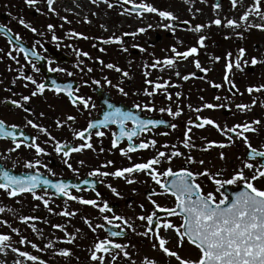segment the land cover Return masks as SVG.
<instances>
[{
  "label": "flooded vegetation",
  "instance_id": "flooded-vegetation-1",
  "mask_svg": "<svg viewBox=\"0 0 264 264\" xmlns=\"http://www.w3.org/2000/svg\"><path fill=\"white\" fill-rule=\"evenodd\" d=\"M42 4H39L41 10L36 7L30 9L27 2L26 10L23 5L2 4L6 11L0 12V29L15 38V42L5 33H0V120L9 130H12L10 126H16L17 139L13 142L11 137H0V171L17 177L39 174L51 184L68 185V194L57 192L51 185L41 184L35 190L41 197L38 200L30 192L10 196L0 189V199L15 198L25 202V214L19 215V221L13 224L4 219L7 223L2 229L13 227L16 230L14 234L32 233L31 242L23 244H35L41 249L53 247L61 253L67 252L70 257L74 253L81 258L86 257L78 264H145L146 260L154 264H179L159 248L154 233L165 237L168 241L165 246L182 258L198 259L200 253L195 246L185 240L178 247V238L173 230L156 228L157 220L161 225L164 222L179 225L181 217L168 216L152 203L155 201L161 208L175 206V197L164 194L152 179L151 169L134 170L121 177L112 173L157 158L160 162L152 166L157 173L169 168L174 173L186 169L194 174V182L200 186L202 194L211 192L217 201L221 194L224 195V189L237 190L243 186L238 182L221 187L215 181L231 179L237 172H243L250 179L264 164V158L249 155L250 148L245 143L247 137L252 148L264 151V76L256 74L264 72V66L256 68L252 64H243L232 55L223 62L222 56L203 55L200 51L185 58L176 53L186 50L175 49L173 52L172 49L166 54L146 49L142 44V50L115 54L99 49L102 46L85 35L69 33L50 22V18L40 17V13H45ZM45 10L49 11L46 4ZM159 42H162L161 38ZM21 46L27 50V58L20 50ZM259 49H264V42L256 51ZM166 59L173 60L171 66L164 63ZM196 62L200 68L196 67ZM108 64H113L114 68L109 69L106 67ZM229 64L231 68L227 67ZM28 76L45 85L42 93L32 96L36 86L27 80ZM185 76L188 78L184 79ZM254 76L262 79L256 87L248 81ZM53 82L62 86L59 93L55 91ZM65 85L71 88L64 89ZM249 88L253 91L249 92ZM68 91L72 92L71 99ZM23 96H28L29 100L24 102ZM77 97L86 101L87 107ZM12 101H17L22 107H17ZM109 104L140 119L162 123L147 125L145 130L137 131L131 141L126 135L120 137L113 147V139L120 136L117 124L88 129L90 122L104 119V113L110 111ZM207 104L214 107L207 108ZM241 104L246 107L239 109L237 105ZM68 117L74 119L69 120ZM204 118L219 125V130L213 125L199 127ZM29 120L38 127L29 125ZM246 123L252 131L243 132L242 127L236 128L235 132L226 131ZM134 127L131 120L125 121L126 131H132ZM40 128L45 131L41 132ZM85 129L83 140L75 136L76 132ZM97 131L104 135L97 136ZM185 132L188 133L189 147L184 146ZM241 132L243 135H238ZM141 142L149 146L140 149L138 145ZM16 143L20 144L19 148ZM33 143L43 152L37 154L31 147ZM85 143L91 144V148L84 147L78 152L70 151L68 156L63 155L67 150L64 145L80 147ZM57 144L61 146L60 152L56 151ZM220 144L225 146L221 148ZM130 148L133 150L129 151ZM174 151L181 155L172 156ZM160 152L165 155L160 157ZM28 163H33L34 167H27ZM248 163L253 168L244 166ZM205 171L208 175L202 174ZM94 172H107L109 175H90ZM159 178L162 182L173 179L163 175ZM252 183L264 189V177H258ZM81 200H94L96 205L84 204ZM104 205L110 211L101 212L99 209ZM153 212L156 215L152 231H149L147 220L140 217ZM125 220L128 224L124 223ZM114 231L121 232V235L112 236L110 233ZM103 240L123 247L116 249L110 244L109 252H96L102 260H93L94 245ZM67 255H62V258Z\"/></svg>",
  "mask_w": 264,
  "mask_h": 264
},
{
  "label": "snow or ice",
  "instance_id": "snow-or-ice-1",
  "mask_svg": "<svg viewBox=\"0 0 264 264\" xmlns=\"http://www.w3.org/2000/svg\"><path fill=\"white\" fill-rule=\"evenodd\" d=\"M54 0H48L49 8L53 4ZM107 2V0H106ZM124 3H130V0H123ZM27 3L34 4L35 0H27ZM233 6H235L236 0H232ZM112 5L109 4V7ZM219 5H217L218 7ZM135 8L142 9L143 11L157 13L162 18H166L169 20L175 19L172 13L168 11H158L155 7L150 4H139L134 5ZM256 11L259 14V6L257 0ZM248 13H245L241 19L246 20ZM22 24L24 23L22 20L20 21ZM217 25L221 23L219 19L214 21ZM228 25L230 26H238L235 21L228 20ZM258 27H264L261 25H257ZM27 27V25H25ZM51 25H49V29H51ZM201 29L200 25H196L194 30L199 32ZM2 30V29H0ZM35 31V29H33ZM140 31H144V29H140ZM86 38V37H85ZM18 39V37H17ZM204 37H200L199 43L203 45ZM110 42V41H106ZM116 42H119V38H116ZM21 51L25 53V57L27 58V50L22 46L20 48ZM103 50V49H102ZM173 52H175V48H173ZM196 47H192L183 53H176L177 56L187 57L190 54L196 53ZM244 49H240V55H243ZM33 56L36 54L33 52ZM87 55V53H84ZM39 57H37L38 59ZM159 63V61L157 62ZM165 64L171 66L173 60L166 59L164 61ZM252 64H256L257 61L255 58L251 61ZM239 63L236 64V67L239 68ZM109 69H113V64L106 65ZM196 67L200 68L199 62H196ZM228 68H231L232 65H227ZM52 70V69H50ZM116 71H120L119 68L115 69ZM204 70V69H202ZM91 71V69H89ZM127 75V73H124ZM177 75H179L177 73ZM27 80L31 81L36 86V90L32 92V96L37 95L38 93H42L44 91L45 85L42 83H37L31 76L26 77ZM188 77L185 76L184 79ZM227 79V78H226ZM55 85V91L59 93L62 90L61 85ZM160 85H157L159 87ZM215 87H219V85H215ZM234 87V85H233ZM64 89H70V85L63 86ZM259 89H257L258 91ZM122 91V90H121ZM249 92L253 91L252 88L248 89ZM68 96L72 98V92L68 91ZM77 100H80L84 103V106L87 107V102L83 101L82 98L77 97ZM219 99V97H217ZM22 100L27 102L29 100L28 96H23ZM76 101L74 100L73 103ZM17 107H22L17 101H12ZM137 107H140L137 105ZM207 108H213L212 104L205 105ZM239 109H244L245 105H237ZM110 111L104 113V119L100 121H96L94 123L88 124V129L98 128L101 125L107 126L108 124H117L120 129V136L113 139V147L116 146L117 140L120 137L127 136L129 141L132 140V137L137 134V131L145 130L147 125H153L162 123V121H154L151 119L143 120L139 117L135 116L131 112H124L120 108H113L111 104L108 105ZM151 110V109H149ZM163 111V109H161ZM69 120L74 119L73 117H68ZM131 120L134 124V129L132 131H126L125 129V121ZM29 125L32 127H38L31 120L27 121ZM258 123V122H257ZM204 125H213L217 127L219 130V125H215L214 121L211 119L204 118L202 123L198 125L199 127H203ZM12 130H9L5 126V122L0 120V137H11L13 142L16 141V132L15 125L10 126ZM171 127H175V125H171ZM243 128V132L252 131L253 129L249 124L244 125H236L233 128L226 129L227 132H235L236 128ZM41 132L45 131L43 128L39 129ZM84 131L76 132L75 136L80 139L85 138ZM243 132L238 133V135H243ZM97 136L104 135L103 132L97 131L95 133ZM23 135V133H21ZM185 147H189L187 142L188 133L185 132ZM151 144H155V141H151ZM245 143L248 144L250 148L249 155L258 156L264 158V151H257L256 148H252L249 144L247 137H245ZM149 146L148 143L141 142L138 147L140 149L147 148ZM211 146V145H209ZM225 145L220 144L219 147H224ZM16 147L19 148L20 144L16 143ZM31 147L35 148L37 154L43 152V149L38 145L33 143ZM88 147L91 148V144H82L80 147H69L64 145L65 150L63 152L64 156H68L69 152H78L81 148ZM133 150L132 148L129 151ZM56 151H61V146L57 144ZM123 154V152H122ZM160 157H163L165 153L160 152L158 154ZM172 156H179L181 153L174 151L171 153ZM221 158H223V154L221 153ZM189 162H191V157L188 158ZM160 161L157 158L149 159L146 163H137L133 167L123 168L122 170H117L112 173V175L121 177L124 176L125 173H131L134 170H150V175L152 179L160 185V187L164 190V194H170L175 197V206L173 208H161L159 205L155 204V201L152 203L155 205L157 209L160 211L166 212L168 216H180L181 223L179 225H174L171 222H164L162 225L159 220L155 221V226L157 229L163 227L164 230H173L178 238L177 246H182L185 240L191 245L195 246L199 250V258L196 260L184 259L182 258L176 251H172L167 248L165 245L167 244V239L165 237H161L158 233H154L156 239L159 241V248L163 250V252L169 256L174 257L179 264H264V189L257 188L254 186L252 181H255L258 177H264V164H262L256 170V174H254L250 179L245 177L243 172H237L232 176L231 179L227 180H219L217 179L215 183L220 185L221 187L224 184L232 185L237 184L238 182L243 183V191L236 192L231 200L229 201L228 197L221 194V199L218 201L214 197L213 193L209 192L207 194H202L201 188L198 184L194 182V174L186 169L181 170L180 172H172L169 168L163 173H157L152 166L158 164ZM39 164V161L35 162ZM111 163V162H109ZM200 163H203L201 161ZM247 168H253V165L248 163L244 165ZM27 167H34L33 163H28ZM109 175V173H99L94 172L90 173V175ZM203 175H208V172L205 171L202 173ZM163 175L165 177L171 176V179L168 182H162L160 180V176ZM131 182V181H129ZM87 183V181H86ZM51 185L56 189L57 192L63 193L67 195L68 185L64 183H56L51 184V181L47 179H42L39 174L31 175L27 177H17L10 175L7 171H0V189H4L8 192L10 196H15L18 193L30 192L33 195L34 199H41L40 196L36 195L35 190L41 185ZM155 194V193H153ZM71 199H77L76 197H70ZM150 198V197H149ZM151 199V198H150ZM45 206H47V200L44 201ZM81 203L90 204L95 206L96 201L94 200H81ZM101 212L110 211L107 205L101 207L99 209ZM4 209L0 208V212H3ZM67 215L68 213H62ZM156 215L153 212L151 215L146 217H140L142 220H147V224L149 226V231H152V225L154 223V216ZM29 219V218H24ZM108 223H111V220L108 217L104 218ZM116 220H121V217H114ZM87 222V221H86ZM125 224L128 222L125 220ZM91 226V225H90ZM131 227V225H128ZM53 227H59V225H54ZM114 227L119 228L120 225H114ZM13 231H16L13 229ZM112 236H119L121 232H111ZM147 234V233H145ZM10 237L7 235H0V251L6 245V242L9 241ZM20 243H24L22 239ZM111 244V241L103 240L94 245L95 251L92 254V259H101L102 257H97L96 252H109L108 245ZM34 248L35 244L32 245ZM111 247L116 249H121L123 246L121 244H111ZM13 251H17L13 249ZM62 255H67V252H62ZM20 256L26 257L28 260L35 261L37 258L35 256H31L26 252H19ZM127 255V253H125ZM115 259V257H113ZM145 264H154L152 261H145Z\"/></svg>",
  "mask_w": 264,
  "mask_h": 264
},
{
  "label": "rangeland",
  "instance_id": "rangeland-1",
  "mask_svg": "<svg viewBox=\"0 0 264 264\" xmlns=\"http://www.w3.org/2000/svg\"><path fill=\"white\" fill-rule=\"evenodd\" d=\"M46 1L35 0L34 4H30V9L36 7L41 10L39 4L43 3L42 10L45 13H40V17L50 18V22L58 24L64 31L85 35L96 45L102 46L99 48L101 50L130 54L135 50H142V44L146 49L166 53L174 46L176 50L186 51L196 47L200 49L197 50L200 54L216 55L217 58L222 56L223 62L232 55L243 64H252L251 61L255 58L257 63L252 66H264V49L254 51L255 45L264 42V27L257 26H264V0H258L259 14L256 11L257 0H236L235 6L232 0H224L218 7L215 6L216 0H130L127 4L123 0H58L55 2L57 6L51 7L49 11L45 10ZM26 2L27 0H0V12L6 11L2 9V4L7 3H14L16 7L23 5L26 10ZM77 2H80L82 9L73 12L71 6ZM141 3L150 4L158 11H168L175 19L162 18L158 12L130 10L131 6ZM109 4L112 6L109 7ZM245 13H248L247 19L242 20ZM217 19L221 21L219 25L213 23ZM228 20L235 21L238 26L228 25ZM196 25L201 26L199 32L194 30ZM224 36L229 37L226 49L223 45ZM200 37H204L203 45L199 43ZM116 38H119V42H116ZM159 38L162 42L158 43ZM240 49H244L243 55H240ZM256 74L264 76V72ZM248 81L252 87H256L262 79L254 76L248 78ZM0 203L4 209L0 213V221L3 219L0 222V235L10 237L6 242L7 246L0 251V255L6 257L0 264H25L26 261H30V264H41L38 261L44 264H78L82 258H86L74 253L63 259L61 252L53 247L41 249L38 245L34 248L33 244L30 246L20 243L22 239L24 243H30L33 234L28 231L14 234L13 227L4 230L2 227L7 221L11 224L19 221L17 217L25 214V202L6 198L0 199ZM19 252H29V255L37 259L28 260L20 256Z\"/></svg>",
  "mask_w": 264,
  "mask_h": 264
},
{
  "label": "bare ground",
  "instance_id": "bare-ground-1",
  "mask_svg": "<svg viewBox=\"0 0 264 264\" xmlns=\"http://www.w3.org/2000/svg\"><path fill=\"white\" fill-rule=\"evenodd\" d=\"M56 6H57L56 4H53V7H56ZM71 9H72L73 12H77L78 9H82V5L80 4V2H77L73 6H71ZM213 23H215V22H213ZM228 44H229V37L224 36V43H223L224 49L227 48ZM4 260H6V257H4V255L1 254L0 255V262H2ZM25 264H30V261H26Z\"/></svg>",
  "mask_w": 264,
  "mask_h": 264
},
{
  "label": "water",
  "instance_id": "water-1",
  "mask_svg": "<svg viewBox=\"0 0 264 264\" xmlns=\"http://www.w3.org/2000/svg\"><path fill=\"white\" fill-rule=\"evenodd\" d=\"M222 0H218V3L219 4ZM239 191H243V190H238V191H233V192H226V196L228 197L229 201L231 200V198L233 197V195L236 193V192H239Z\"/></svg>",
  "mask_w": 264,
  "mask_h": 264
}]
</instances>
